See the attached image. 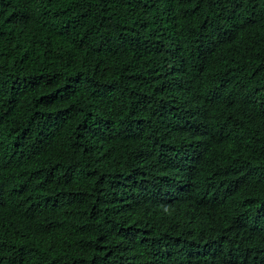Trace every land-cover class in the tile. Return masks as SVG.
I'll return each mask as SVG.
<instances>
[{
    "label": "trees",
    "instance_id": "1",
    "mask_svg": "<svg viewBox=\"0 0 264 264\" xmlns=\"http://www.w3.org/2000/svg\"><path fill=\"white\" fill-rule=\"evenodd\" d=\"M162 76L207 129L164 138ZM0 162V264H216L202 216L234 163L264 214V0H0Z\"/></svg>",
    "mask_w": 264,
    "mask_h": 264
},
{
    "label": "clouds",
    "instance_id": "2",
    "mask_svg": "<svg viewBox=\"0 0 264 264\" xmlns=\"http://www.w3.org/2000/svg\"><path fill=\"white\" fill-rule=\"evenodd\" d=\"M141 97L147 102L149 99V106L166 124L163 125L165 139L179 136L182 127L185 129L184 137L189 136L192 128L207 129L206 123L196 112L193 87L185 79L162 76L156 79L152 88H147ZM230 104L234 110L233 114L237 115L243 111L247 112L248 115L255 114V110L258 109L255 106V109L252 110L251 103L230 102ZM217 125L224 126L218 121ZM2 164L0 162V166ZM232 164L229 163L227 166ZM235 166L236 163L228 169L223 178L219 203L202 216V223L209 234L205 247L211 249L212 261L216 264H264V235L257 238L253 234L248 236L241 233V226L244 223L249 225L251 231L264 229V214L257 215L256 206L250 203L247 196L248 192L259 190L258 182L251 173L246 176L238 175ZM239 179L247 180L248 184L241 189L234 188L233 183ZM137 181L143 182L138 179ZM116 191H119L118 186ZM238 227H240L238 237L241 236L239 240L243 245L242 247L229 243L230 239L224 236L226 232L232 233ZM233 241L237 240L234 239ZM223 250L229 252L220 256Z\"/></svg>",
    "mask_w": 264,
    "mask_h": 264
}]
</instances>
